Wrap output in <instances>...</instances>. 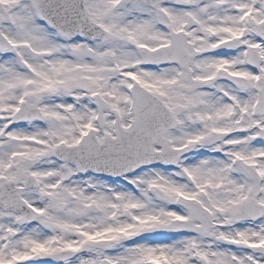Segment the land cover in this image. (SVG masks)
<instances>
[{"label":"snow or ice","instance_id":"snow-or-ice-1","mask_svg":"<svg viewBox=\"0 0 264 264\" xmlns=\"http://www.w3.org/2000/svg\"><path fill=\"white\" fill-rule=\"evenodd\" d=\"M0 264H264V0H0Z\"/></svg>","mask_w":264,"mask_h":264}]
</instances>
